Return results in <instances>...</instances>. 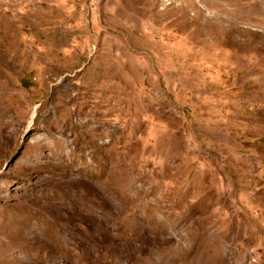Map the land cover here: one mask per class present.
I'll list each match as a JSON object with an SVG mask.
<instances>
[{"label": "rangeland", "instance_id": "rangeland-1", "mask_svg": "<svg viewBox=\"0 0 264 264\" xmlns=\"http://www.w3.org/2000/svg\"><path fill=\"white\" fill-rule=\"evenodd\" d=\"M0 264H264V0H0Z\"/></svg>", "mask_w": 264, "mask_h": 264}]
</instances>
